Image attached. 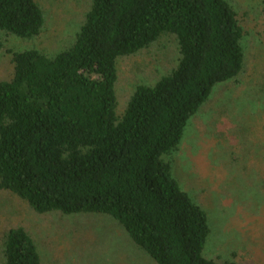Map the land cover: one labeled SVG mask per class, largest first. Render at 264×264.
Returning <instances> with one entry per match:
<instances>
[{"label":"trees","instance_id":"1","mask_svg":"<svg viewBox=\"0 0 264 264\" xmlns=\"http://www.w3.org/2000/svg\"><path fill=\"white\" fill-rule=\"evenodd\" d=\"M45 25L35 0H0V34L32 41ZM164 36L178 43L177 66L137 86L119 112L118 60ZM244 38L228 0H93L68 49L10 51L12 74L0 80V194L38 215L109 216L154 264H220L204 256L208 215L167 158L215 87L243 73ZM1 264H42L23 227L4 233Z\"/></svg>","mask_w":264,"mask_h":264},{"label":"rangeland","instance_id":"2","mask_svg":"<svg viewBox=\"0 0 264 264\" xmlns=\"http://www.w3.org/2000/svg\"><path fill=\"white\" fill-rule=\"evenodd\" d=\"M46 25L35 40L0 34V80L12 74L11 52L68 49L93 0H35ZM245 29V68L215 87L168 157L180 188L207 213L211 235L204 256L220 264H264V11L262 0H228ZM173 36L118 60L119 112L139 85H155L179 61ZM23 227L36 241L42 264H154L109 216L36 214L0 194V264L4 233Z\"/></svg>","mask_w":264,"mask_h":264}]
</instances>
